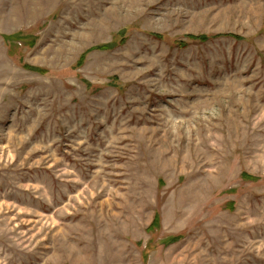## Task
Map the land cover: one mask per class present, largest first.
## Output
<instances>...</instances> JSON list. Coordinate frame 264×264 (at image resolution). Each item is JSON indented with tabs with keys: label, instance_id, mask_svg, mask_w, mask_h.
<instances>
[{
	"label": "rangeland",
	"instance_id": "1",
	"mask_svg": "<svg viewBox=\"0 0 264 264\" xmlns=\"http://www.w3.org/2000/svg\"><path fill=\"white\" fill-rule=\"evenodd\" d=\"M0 264H264V0H0Z\"/></svg>",
	"mask_w": 264,
	"mask_h": 264
},
{
	"label": "trees",
	"instance_id": "2",
	"mask_svg": "<svg viewBox=\"0 0 264 264\" xmlns=\"http://www.w3.org/2000/svg\"><path fill=\"white\" fill-rule=\"evenodd\" d=\"M200 40H204V38H199ZM157 225V224H156Z\"/></svg>",
	"mask_w": 264,
	"mask_h": 264
}]
</instances>
